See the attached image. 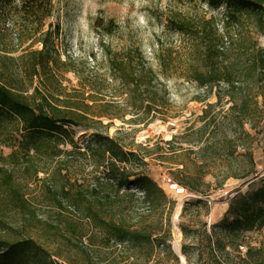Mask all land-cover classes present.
<instances>
[{
    "label": "trees",
    "instance_id": "obj_1",
    "mask_svg": "<svg viewBox=\"0 0 264 264\" xmlns=\"http://www.w3.org/2000/svg\"><path fill=\"white\" fill-rule=\"evenodd\" d=\"M199 1L210 12L223 8V35L219 34L212 18L170 17L167 27H172L183 38L182 53L178 58L171 51L157 53L156 64L162 77L158 78L147 65L140 48L114 53L101 41L111 80L118 83L120 94L125 96L126 114L113 117L107 109L118 106L115 102L94 99L92 94L81 102L72 95L49 90L42 93L34 87L35 80L42 78L50 65L62 62L55 44L59 29L50 25L45 30L43 25L52 15V1L21 0L16 5L13 0H0V227L8 224V215L18 222V229L5 231L7 236L14 233L12 238L0 237V264H107L110 260L107 252L114 251L118 245L128 244L129 256L135 259L138 258L135 250L145 244L153 246L155 242L162 246L168 243L171 237L169 220L165 223L161 220L163 233L156 232L151 220L160 218V212L167 206L168 218L175 202L149 176L132 174L133 166L146 165L145 158L138 154L146 148L135 141L130 145L122 143L117 136L111 137L109 130L114 119L124 121L127 115L131 117L130 124L148 126L159 117L161 108H169V91L159 79L164 82L171 68L179 67L187 80L198 89L206 90L205 102L213 95L217 99L215 104L208 103V110L201 118L203 128L197 132V141H192L193 144L204 143L199 153L213 151L207 155L209 160H214L212 156L228 158L234 154L231 152L234 145L227 137L208 133L213 125L216 128L210 113L224 103L229 104L231 124L241 128L246 141L252 138L246 127L256 129L263 120L260 109H264V44L261 39L264 37V0ZM12 5L30 11L29 15L17 11L15 17L22 21V18L35 20L36 27L28 47L40 44L41 50H31L22 57L13 56L18 47L7 38L4 29ZM24 24L29 31V25L25 21ZM23 45L19 43L18 46ZM68 62L67 66L72 64ZM44 78L53 86L50 76L44 75ZM104 120L111 122L105 124ZM77 127L92 132L82 145L75 140L73 129ZM167 145L176 153L173 141ZM157 150L161 158H167L162 155V146ZM86 163L93 169L105 168L107 181L99 182L100 187L93 189L80 184ZM73 166L77 172L72 171ZM173 174L177 185L207 195L208 189L203 188L204 176L185 170H175ZM130 177L135 178L142 198L132 191L121 194L122 186ZM112 179L118 181V185H114L116 199L125 195L130 203L119 205L112 197L113 187L108 181ZM34 185L38 194L32 200ZM137 198L150 212L137 215L134 223L126 214L132 213L138 204ZM195 204L208 210L206 201ZM41 210H47L45 215L39 214ZM184 212L185 208L181 216ZM232 217L235 218L233 223L229 220ZM180 228L185 237L191 232L186 226ZM217 228L218 233L236 240L241 233L263 229L264 186L232 201ZM51 243L56 249H52ZM220 244L217 239L221 248ZM240 247L237 245L239 250ZM166 249L172 253L170 246ZM245 254L241 264H264V247H252ZM152 255V252L146 254L148 262L145 264H149Z\"/></svg>",
    "mask_w": 264,
    "mask_h": 264
},
{
    "label": "rangeland",
    "instance_id": "obj_2",
    "mask_svg": "<svg viewBox=\"0 0 264 264\" xmlns=\"http://www.w3.org/2000/svg\"><path fill=\"white\" fill-rule=\"evenodd\" d=\"M13 1L16 5L21 3V0ZM51 1L52 15L45 19L43 25L45 30L50 25L59 29V37L55 44L62 62L57 66L50 65L49 69L44 71L42 78L35 80L34 87H38L42 93L49 90L72 95L80 98L81 102H85L89 94H92L94 99L115 102L118 106L107 109L113 117L126 114L123 102L125 96L120 94L121 89L118 83L111 80L112 76L108 70L105 53L101 48V41L108 47V51L114 53L140 48L146 57L147 65L153 68L159 78L162 74L156 64L157 53L171 51L176 58L182 53L183 38L172 27H167L170 17L179 15L189 20L212 18L216 22L219 34L223 35V8L219 12H210L199 0ZM16 5L10 6L4 29L7 32V38L14 43L15 47H18L13 56L22 57L27 52L41 50L42 47L40 44L28 47L31 43L33 28L36 27L33 24L35 20L22 18L29 25V31L26 30L24 21L16 18L15 13L19 11L24 15H29L30 11L20 10ZM24 28L26 32L22 34ZM261 39L264 44V37ZM19 43L24 45L19 47ZM68 60L72 62L69 66H67ZM70 69L76 72L73 73ZM44 75L51 77L53 86L44 78ZM161 79H159L160 83L165 84L169 91L171 106L159 108L161 113L154 122L148 126L130 124L128 120L131 117L127 115L124 121L118 118L112 122L104 120V123H112L109 130L111 137L117 136L119 141L127 145L135 141L146 148L138 152L140 157L145 158L146 165L142 168L133 166L131 172L134 175L143 173L149 176L161 187L167 197L175 202L174 210L169 213L168 218L169 207L167 206L160 212V218L151 220V224L157 228L156 232L163 233L161 220L165 223L168 219L171 237L168 243L162 246L154 242L153 246L145 244L136 249L135 253L138 254V258L135 259L129 256L128 244L118 245L114 251L107 252L110 259L107 264H145L148 262L146 254L149 255L151 252L153 255L149 264H182L174 250L175 244L180 247V253L185 259L184 264H241V257H244V253L240 252L237 245H243L247 249L264 247V228L241 233V237L236 240L221 232L218 233L217 225L223 220L231 202L239 195L251 193L264 186V109H260L263 120L257 128L252 130L246 127L252 135L251 139H247L248 141L246 137H243L241 128L229 121L231 116L228 103L213 110L210 115L215 119L216 128L214 129L213 125L208 133L211 131V134L216 137H227V141L234 145V150L231 151L234 154L228 158L212 156L214 160H209L208 153L214 152L201 154L199 150L204 147V143L193 144L192 141H197V132L204 125L201 118L208 110V103L217 102L216 97L213 95L205 102L206 90L198 89L196 84L187 80L179 67L171 68L164 82ZM30 92H33V88ZM73 130L75 140L79 145L87 141L92 133L78 127ZM175 137L177 139L174 140ZM171 141H173L172 148L176 153H172L173 151L167 145ZM250 142L251 146H249ZM160 146H162V155L167 158L159 156L157 148ZM5 152L9 153L8 150ZM92 167L90 163L85 164L79 181L85 187L94 189V187H100L99 182L107 181V176L104 175L105 168L93 169ZM71 169L77 172L75 166ZM175 170H185L187 173L204 176L203 188L208 189L207 195L202 196L177 185L173 174ZM248 173H250L248 177L241 178ZM112 180L108 181L112 183V197L116 199L117 188L115 186L118 185V181ZM134 180V177H130L120 192L121 194L127 191L136 192L142 198L143 194L136 187ZM35 187L36 185L32 187L30 197L32 200L38 194ZM116 200L119 205L130 203L125 195ZM136 200L138 204L132 213L126 214L134 223H136L137 215L150 212L147 205L141 203L138 198ZM201 200L207 202L208 210L195 204ZM184 208V215L181 216ZM46 211L41 210L39 214L45 215ZM6 220L8 224L0 227V237L8 239V237L12 238L14 233L7 236L5 231L11 228L18 229V222H14L12 215H8ZM229 220L231 223L235 222L234 217ZM181 226L191 229L187 237L182 234ZM195 230L198 231L195 232ZM32 236L37 237L36 233H32ZM217 239L221 242L220 245H223L221 248L217 245ZM50 245L52 249H56L54 244ZM167 246H170L171 254L168 253Z\"/></svg>",
    "mask_w": 264,
    "mask_h": 264
},
{
    "label": "bare ground",
    "instance_id": "obj_3",
    "mask_svg": "<svg viewBox=\"0 0 264 264\" xmlns=\"http://www.w3.org/2000/svg\"><path fill=\"white\" fill-rule=\"evenodd\" d=\"M174 250H175V252L177 253V255L179 256V258H180L182 264H184V263H185V259H184L183 255L180 253V247H179L178 244H175V246H174Z\"/></svg>",
    "mask_w": 264,
    "mask_h": 264
},
{
    "label": "built area",
    "instance_id": "obj_4",
    "mask_svg": "<svg viewBox=\"0 0 264 264\" xmlns=\"http://www.w3.org/2000/svg\"><path fill=\"white\" fill-rule=\"evenodd\" d=\"M169 181H171V179H169ZM240 251L245 254L247 251V248L245 246H241Z\"/></svg>",
    "mask_w": 264,
    "mask_h": 264
}]
</instances>
